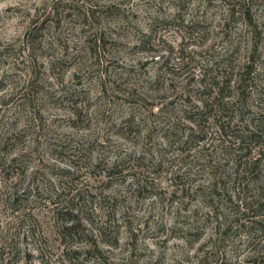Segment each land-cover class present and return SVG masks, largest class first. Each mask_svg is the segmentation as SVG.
<instances>
[{"label": "rangeland", "instance_id": "rangeland-1", "mask_svg": "<svg viewBox=\"0 0 264 264\" xmlns=\"http://www.w3.org/2000/svg\"><path fill=\"white\" fill-rule=\"evenodd\" d=\"M0 5V264H264V0Z\"/></svg>", "mask_w": 264, "mask_h": 264}, {"label": "clouds", "instance_id": "clouds-1", "mask_svg": "<svg viewBox=\"0 0 264 264\" xmlns=\"http://www.w3.org/2000/svg\"><path fill=\"white\" fill-rule=\"evenodd\" d=\"M4 7V5H0V8Z\"/></svg>", "mask_w": 264, "mask_h": 264}]
</instances>
